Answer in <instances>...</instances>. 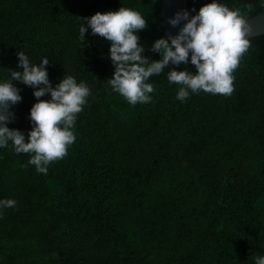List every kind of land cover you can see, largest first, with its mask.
Returning a JSON list of instances; mask_svg holds the SVG:
<instances>
[{"label": "trees", "instance_id": "trees-1", "mask_svg": "<svg viewBox=\"0 0 264 264\" xmlns=\"http://www.w3.org/2000/svg\"><path fill=\"white\" fill-rule=\"evenodd\" d=\"M209 0H187L189 17ZM248 17L261 0H221ZM143 12L142 55L163 37L161 0H0V80L21 50L46 65L53 87L63 75L89 83L76 139L48 173L31 154L0 148V264H255L264 255V34L234 70L231 95L200 91L183 102L165 72L153 74V99L132 105L107 83L110 42L79 28L97 11ZM250 8V11H249ZM19 70V69H15ZM22 99L8 127L32 128L34 89L12 80ZM48 94L39 99H48Z\"/></svg>", "mask_w": 264, "mask_h": 264}, {"label": "clouds", "instance_id": "clouds-1", "mask_svg": "<svg viewBox=\"0 0 264 264\" xmlns=\"http://www.w3.org/2000/svg\"><path fill=\"white\" fill-rule=\"evenodd\" d=\"M247 17L248 13L239 7H229L221 0H209L190 18L187 10L177 12L169 23L175 26L182 19L186 22L177 34L159 37L152 43L151 48L162 57L157 60L142 55L144 46L139 43L138 30L147 26L146 19L143 12L132 7L121 5L115 10L95 12L85 18L87 26L81 24L79 38L85 41L84 34L90 28L91 34L110 42L109 54L115 68L107 83L132 105L153 99L155 89L150 76L164 72L169 63H188L190 58L197 71L173 67L165 72L169 85L175 82L178 88L176 98L183 102L200 91L231 95L234 70L251 47ZM17 55L15 69L19 70H11L9 79L0 80V148L11 144L16 153L31 154L28 163L37 172L47 174L48 165L66 156L74 143L77 114L83 110L91 88L83 80L77 82L73 75H63L53 87L46 68L49 58L43 57L37 64L21 50ZM12 80L32 86L37 98L30 108L33 126L27 140L23 131L8 127L7 122L13 118L10 106L22 99ZM45 94L48 99H39ZM16 204L14 198H0V213ZM254 262L264 264V255H256Z\"/></svg>", "mask_w": 264, "mask_h": 264}, {"label": "water", "instance_id": "water-1", "mask_svg": "<svg viewBox=\"0 0 264 264\" xmlns=\"http://www.w3.org/2000/svg\"><path fill=\"white\" fill-rule=\"evenodd\" d=\"M185 10L188 11L187 0H161V18L164 26L163 37L167 38L179 32L180 27L186 21L182 19L179 24L173 26L169 23V18L173 17L177 12ZM247 22L251 27V31L247 33L248 38L264 34V10L247 18Z\"/></svg>", "mask_w": 264, "mask_h": 264}]
</instances>
